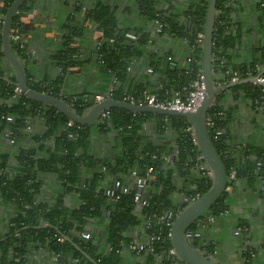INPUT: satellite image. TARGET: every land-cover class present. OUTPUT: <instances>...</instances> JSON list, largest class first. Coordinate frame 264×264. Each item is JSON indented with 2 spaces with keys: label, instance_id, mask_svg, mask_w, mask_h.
Here are the masks:
<instances>
[{
  "label": "trees",
  "instance_id": "1",
  "mask_svg": "<svg viewBox=\"0 0 264 264\" xmlns=\"http://www.w3.org/2000/svg\"><path fill=\"white\" fill-rule=\"evenodd\" d=\"M12 1L0 0V29ZM244 1L216 0L211 70L217 84L233 77L264 79V0L251 4L255 14L247 19ZM207 4L208 0H132L115 6L105 0H24L11 21V44L24 65L28 86L62 97L78 114L94 104L99 92L83 85V91L68 93L65 87L87 64H96L102 79H110L114 99L144 92L157 98L185 96L202 74V47L196 36L203 33ZM125 13H134L138 21L121 22ZM50 17L58 19L56 38L47 36ZM157 24L160 31L155 30ZM253 33L259 36L254 42ZM37 38L43 51L39 75L30 70L35 61L30 40ZM176 40L185 48L181 57L173 53ZM246 48L251 57L241 60L240 49ZM133 67L142 77L131 74ZM146 68L152 71L144 73ZM149 76L157 78L155 88ZM15 77L0 52V137L13 139V154L22 167L20 173H10L7 155H0V200L14 213L0 222V264H31L28 254L37 248L54 256L57 264H124V246L134 238L127 233L139 226L159 238L152 251L136 253L141 257L137 264H155L157 257L165 264H186L168 254L171 227L157 221L166 214L174 219L181 210L174 193L200 197L211 184L200 168L204 159L197 158L201 153L196 142L186 131L187 119L112 107L92 123L69 125L70 119L57 109L15 93ZM241 102L250 106L254 133L249 137L238 131ZM206 114L215 121L208 129L225 169L235 172V181L228 184L243 179L261 193L264 85L249 81L222 90ZM132 171L145 182L148 204L142 208L133 199L137 187ZM116 180L127 184L128 191L106 196ZM69 194L77 195L74 205L65 203ZM226 197V192L220 195L189 229L202 226L208 216L220 218L228 209ZM91 223L96 225L88 230ZM238 226L243 229L248 222L241 220ZM83 232L90 238L83 239ZM214 245L204 243L201 248L212 254ZM254 252L250 245L242 252L245 264H251Z\"/></svg>",
  "mask_w": 264,
  "mask_h": 264
},
{
  "label": "water",
  "instance_id": "2",
  "mask_svg": "<svg viewBox=\"0 0 264 264\" xmlns=\"http://www.w3.org/2000/svg\"><path fill=\"white\" fill-rule=\"evenodd\" d=\"M24 0H13L7 8L2 17V25L0 29V52L3 54L4 63L11 69V74L16 76L15 86L26 97L36 100L46 106L53 107L63 113L68 119L80 123L88 124L94 122L99 115L112 107H119L132 111L134 113L152 112L163 115H179L185 117L190 123L191 131L195 137L196 145L201 153L205 167L210 171V187L198 198L194 200H187L180 195L179 203L183 206L173 219L171 226L170 241L175 255L178 259L186 264H216V262L205 255L192 241L195 239L194 235L187 236L186 232L189 227L197 222L201 216L205 215L213 203L225 191L228 180V174L221 160L216 146H214L211 139L209 129L206 121V113L215 97L219 92L225 90L233 85L243 82H256L259 75L231 80L226 84H217L211 70L212 63V39H213V25L214 16L216 13V0H208L207 9L205 13V21L203 25L202 36V81L205 85V95L195 111H184L170 108H161L152 105H137L130 102L114 99L110 96L111 83L105 93V98L98 103L93 104L86 109L82 114H78L75 109L64 101L62 97H55L44 91L32 89L28 86L27 75L24 65L12 48L11 44V21L13 15L18 11L19 6ZM256 34V33H255ZM264 85V83H259ZM149 193V191H148ZM178 193H174V196ZM179 195V194H178ZM201 234L200 237H203ZM192 240V241H191Z\"/></svg>",
  "mask_w": 264,
  "mask_h": 264
},
{
  "label": "crops",
  "instance_id": "3",
  "mask_svg": "<svg viewBox=\"0 0 264 264\" xmlns=\"http://www.w3.org/2000/svg\"><path fill=\"white\" fill-rule=\"evenodd\" d=\"M131 1L132 0H105V2L109 4L111 3L114 6L118 3L125 5L128 2V4H130ZM254 2L255 0L244 1L243 5L245 6V11H243L242 13H245V15H247L245 19H247L249 16L254 17L255 12L251 11L253 9L251 4ZM63 13L64 12H61L57 15L61 14L62 16ZM132 20L138 21L134 13H125L124 15H122V19H120L121 22H124L126 24L132 23ZM56 21H58L57 17L49 18V22L51 25L49 26L50 31L48 32L47 36H50L52 38L57 37L58 24L56 23ZM258 37L259 36L253 33L251 40L254 42ZM30 42V44H32L35 49V61L30 66V70L36 73V75H39L38 65L43 60V51L40 49L41 42L38 38L32 41L30 40ZM162 42L169 43V41L165 40H163ZM173 44V53L177 57H181L186 53L184 50L185 48L182 47L183 45L181 44V40H176V42H174ZM239 57L241 58V60H247L250 59L251 54L248 53L247 48L242 50L240 49ZM95 65L90 66V64H87L85 69L73 74V76L71 75V77L68 78L65 87L66 92L70 93L73 91H83V85H87L85 88L89 89L90 91H98L99 93H101L103 90L108 89L110 85V79H102L104 78V75L99 73L96 68L97 66ZM131 74L138 77V75H140V70L136 69V67H133L131 68ZM140 76L142 77V74ZM149 77L150 82L152 83L151 87L155 88V85H157L158 83L157 78L153 76ZM142 79L144 80V78ZM142 79L138 78L139 81ZM249 107L250 106L248 105V103H240V112L238 114L240 125L238 126V131L240 135H243V137H245L246 135H248L249 137L251 133H254V129L250 126L249 123ZM261 139L262 138H260L259 140ZM262 141L264 142V138L262 139ZM12 147V144L6 137H0V155H7V167L9 172L12 174H18L21 172L22 167L16 160L13 154ZM47 189L48 188L46 184L44 192H46ZM179 197L180 194H177L174 196V199L176 201H179ZM65 198V203L67 205H74L75 203H77L76 194H69ZM227 204L229 210L228 214L219 218L216 223L205 226L202 229L204 238L195 239V241L193 242L194 245L202 250V242H204L205 239L212 240L215 244V250H217L215 255H212V258L217 264H245V260L241 252L243 248H247L248 245H250L255 250L252 255L251 264H264V192L260 193L258 190L248 188L246 185V181L241 179L238 180V182H236V184L229 190ZM12 213V207L5 205L3 201L0 200V222L6 217H10ZM244 219L248 222L249 225L247 234L243 235V237L241 235H235L234 229L236 225L239 223V221ZM95 225L96 224L94 223L89 224L87 227L88 230H91V227ZM143 227L144 226L136 227L127 234L133 235L135 239H143L146 234ZM28 257L31 264H57L58 262L54 256L48 254L41 248L31 249ZM140 260L141 257L137 256L136 253H126L124 257V264H137V262H139ZM155 264H165V262H163L160 257H157Z\"/></svg>",
  "mask_w": 264,
  "mask_h": 264
},
{
  "label": "built area",
  "instance_id": "4",
  "mask_svg": "<svg viewBox=\"0 0 264 264\" xmlns=\"http://www.w3.org/2000/svg\"><path fill=\"white\" fill-rule=\"evenodd\" d=\"M156 26V31H160V25H155ZM129 37L134 38L133 34H127ZM202 36L203 33L199 32L197 33V42L200 43L202 42ZM152 71L151 68H146L144 70V73H150ZM237 77H233L232 80H237ZM257 81L259 83H264V79L262 77H257ZM14 92L15 93H19L21 91H19V89L15 86L14 87ZM205 95V85L204 82L202 81V74H199L197 76V78H195L190 86V90L187 92V94L185 96H182L179 93H174L172 96L170 97H164V98H157L155 95L153 94H149V93H140V94H136V95H127L123 100L130 102L132 104H137V105H152V106H156V107H161V108H170V109H176V110H184V111H195L197 109V107L199 106L200 102L202 101L203 97ZM105 98V94L104 93H98L95 94L93 97V103H98L101 102L103 99ZM108 114L107 111H103L99 117H104ZM7 120H11L12 118L10 116H6ZM206 121H207V126L209 127H213L214 126V122L212 117H208L206 115ZM74 121L69 120L68 124L72 125ZM186 131H188L191 135V139L193 140V142L195 141V137L191 131V126L186 128ZM221 133V131L217 128L215 130V135H219ZM9 142L12 144L14 141L13 139H10ZM202 157V155H199L197 158L200 159ZM200 168L204 171L203 174H205L206 177L210 176V171L205 167L204 162L202 163V165L200 166ZM136 171H132V176H133V181L137 187V191L134 193V202L136 204L137 208H142L144 206H146L148 204V201L146 199V197L143 196V192L145 191V182L143 179L136 177ZM234 175V173H231V177ZM116 190H119L122 193H126L128 191V185L125 183H122L119 180L114 181L113 186L111 188L106 189L105 191V195L109 196V197H114V196H118L119 194L116 195ZM199 194L194 195V197H192L191 199L186 198L187 200H194V198H198ZM214 217L213 216H208L206 218L205 223H210L213 222ZM162 222L166 227H171L172 223H173V219H168L167 214L164 217H159L157 223ZM205 223L201 226L204 227ZM147 226H149V223L147 222ZM169 234L171 235V229ZM187 236H191L194 235L195 237H199L201 234L199 232V228L195 229V230H188L186 232ZM81 237L83 239H89L90 238V234L88 232H83L81 233ZM159 236H154L153 234H148L146 233L143 239H135L132 238L130 239V241L124 246V250L125 252H135V253H139L143 250H153V242L154 239H158ZM169 255H175V251L174 249L171 247L167 250Z\"/></svg>",
  "mask_w": 264,
  "mask_h": 264
},
{
  "label": "flooded vegetation",
  "instance_id": "5",
  "mask_svg": "<svg viewBox=\"0 0 264 264\" xmlns=\"http://www.w3.org/2000/svg\"><path fill=\"white\" fill-rule=\"evenodd\" d=\"M234 173V175L231 177V173ZM230 174H228V180H227V184H226V187H225V191L224 192H226V194H227V197H228V193H229V190L234 186L233 184H228V182L230 181H232V180H234L235 181V172L234 171H232ZM203 175H205V174H203ZM210 177V176H209ZM234 181H233V183H234ZM236 182H238V181H236ZM236 182L234 183V184H236ZM261 189V188H260ZM223 192V193H224ZM261 192H264V187L262 188V191ZM222 193V194H223ZM227 197H226V203H227ZM228 212H229V210L227 209L223 214H221L222 216H225V215H227L228 214ZM221 216V217H222ZM220 217V218H221ZM219 218H214V220H213V222H210V223H205V226H207V225H210V224H212V223H216V221L218 220ZM204 226V227H205ZM204 227H198L199 228V232H200V234H204V233H202V229L204 228ZM190 230V229H189ZM248 230H249V225H248V227H244L243 229H241L239 226H238V224L236 225V227H235V229H234V234L235 235H241L242 237H243V235H246L247 234V232H248ZM197 238H200V239H203L204 238V236L203 237H195V239H197ZM195 239H193L194 241H195ZM192 241V240H191ZM194 241H192V242H194ZM206 244V243H214L212 240H209V239H205V241L204 242H202V244ZM201 244V245H202ZM246 249V247L245 248H243V250H242V252L244 251ZM203 250V251H202ZM202 252L205 254V255H207V256H209L210 258H212V255H215V253L217 252V250H215L214 249V252L212 253V254H207L206 252H205V250L202 248ZM241 252V253H242ZM244 257V256H243ZM213 259V258H212ZM244 260L246 261V258L244 257ZM217 264V263H216Z\"/></svg>",
  "mask_w": 264,
  "mask_h": 264
}]
</instances>
